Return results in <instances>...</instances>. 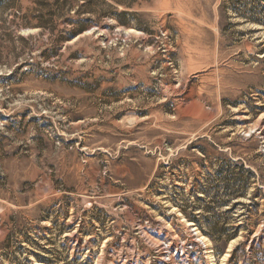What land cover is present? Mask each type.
I'll return each instance as SVG.
<instances>
[{
    "label": "rangeland",
    "instance_id": "1",
    "mask_svg": "<svg viewBox=\"0 0 264 264\" xmlns=\"http://www.w3.org/2000/svg\"><path fill=\"white\" fill-rule=\"evenodd\" d=\"M233 175L218 255L187 216L228 210ZM259 245L264 0H0V264H264Z\"/></svg>",
    "mask_w": 264,
    "mask_h": 264
},
{
    "label": "trees",
    "instance_id": "2",
    "mask_svg": "<svg viewBox=\"0 0 264 264\" xmlns=\"http://www.w3.org/2000/svg\"><path fill=\"white\" fill-rule=\"evenodd\" d=\"M235 10H238V8ZM251 21L259 20L256 17H252ZM236 164L242 165L240 161ZM233 178L234 184H236L237 188L230 187L229 183L225 184L224 189L226 192V198L225 200L220 201V204L223 207L228 208V210L219 213L214 210L212 211V208L209 207L210 211H208L207 213L198 214V216H187L189 220L193 221L196 224V226L204 235H207L211 239L218 255H224L225 253H227L229 243L232 240L239 238V236L241 235V229L243 227L242 223H231L229 217H227L226 215L229 211L234 209L236 205L240 204L238 203V201L232 202V200H238L240 197L247 195V186L244 182L243 176L233 175ZM253 197L254 196H251L252 200ZM237 217L239 218L241 216L239 215ZM237 217H235L234 219H236ZM252 232L253 230L250 228L247 230L246 239L233 248L230 254V259L237 257L238 251L243 250L242 248L244 247V243L250 240V235ZM253 242L254 240L251 241V244H253ZM259 248L260 250L258 253H256L255 257L259 261H262L264 260V250H261L260 245Z\"/></svg>",
    "mask_w": 264,
    "mask_h": 264
}]
</instances>
